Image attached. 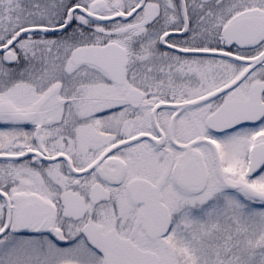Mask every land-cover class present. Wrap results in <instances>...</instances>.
Returning <instances> with one entry per match:
<instances>
[{
	"label": "snow or ice",
	"instance_id": "obj_1",
	"mask_svg": "<svg viewBox=\"0 0 264 264\" xmlns=\"http://www.w3.org/2000/svg\"><path fill=\"white\" fill-rule=\"evenodd\" d=\"M0 264H264V0H0Z\"/></svg>",
	"mask_w": 264,
	"mask_h": 264
}]
</instances>
